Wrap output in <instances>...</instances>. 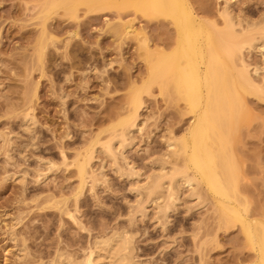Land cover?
Returning a JSON list of instances; mask_svg holds the SVG:
<instances>
[{
	"label": "rangeland",
	"instance_id": "1",
	"mask_svg": "<svg viewBox=\"0 0 264 264\" xmlns=\"http://www.w3.org/2000/svg\"><path fill=\"white\" fill-rule=\"evenodd\" d=\"M44 1L0 0V264H53L59 254L82 258L95 238L113 229L134 236L142 261L251 264L255 254L239 227L220 226L204 187L200 199L187 187L178 189L173 204L165 197L169 179L164 197L157 199L147 188L161 166L172 167L164 162L168 141L181 137L193 121L182 113L183 102L153 85L151 95L142 94L139 129L125 151L130 167L105 154L103 145L121 131L112 127L126 114L131 84L140 86L146 76L137 42L118 40L107 28V20L117 22V10L85 14L80 7L79 19L58 10L46 22L54 39L44 40L39 61ZM191 1L197 10L218 15L230 0ZM229 7L243 27L256 25V37L264 41V0H232ZM120 14L134 28L144 27L152 45L171 40L173 30L164 18L149 19L130 9ZM244 56L260 83L264 70L254 71L264 67V49ZM247 100L252 116L234 145L242 169L240 198L250 217L264 220V101ZM28 107L34 120L26 130ZM87 150L97 179L77 198L80 180L73 163Z\"/></svg>",
	"mask_w": 264,
	"mask_h": 264
},
{
	"label": "bare ground",
	"instance_id": "2",
	"mask_svg": "<svg viewBox=\"0 0 264 264\" xmlns=\"http://www.w3.org/2000/svg\"><path fill=\"white\" fill-rule=\"evenodd\" d=\"M231 2L214 15L204 8L197 10L191 0H45L39 12L42 32L37 52L41 61L44 40L54 39L46 32V22L58 10L79 19L80 7L85 8V14L116 9L117 22L107 20V28L118 40L137 42L144 51L146 76L140 86L131 84L126 114L112 127L119 126L121 131L113 133L103 145L105 154L115 161L121 157L130 167L125 151L132 145V134L139 129L142 94L151 95L153 85H158L161 95L183 102L182 113L191 114L193 121L181 137L168 141L164 162L172 167L161 166L147 188L158 194L157 199L164 197V180L169 179L165 197L167 204H173L178 189L187 187L200 199L198 190L204 187L214 200L220 226H238L245 245L255 254L251 264H264V220L250 217L247 203L240 198L242 169L234 147L240 127L252 116L247 96L264 101V78L256 82L244 56L246 51H262L264 41L257 39L256 25L243 27L242 20L233 17ZM129 9L149 19L164 18L173 30L171 40L152 45L144 27L137 29L131 21H123L120 11ZM218 17L223 18L222 25ZM262 69L256 67L254 74ZM33 120L28 107L23 127L29 130ZM98 142L96 139L93 145ZM92 159L91 150H87L73 163L80 180L77 198L90 180L97 179ZM62 160L67 161L64 154ZM68 215L75 220L73 213L68 211ZM53 264L157 263L140 260L135 254L134 236L124 229H113L95 238L82 258L59 254Z\"/></svg>",
	"mask_w": 264,
	"mask_h": 264
}]
</instances>
